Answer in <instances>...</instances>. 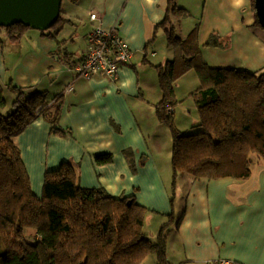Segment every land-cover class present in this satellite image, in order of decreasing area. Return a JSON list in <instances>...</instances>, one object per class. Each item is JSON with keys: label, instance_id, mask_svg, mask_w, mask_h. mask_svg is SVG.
Segmentation results:
<instances>
[{"label": "crops", "instance_id": "1", "mask_svg": "<svg viewBox=\"0 0 264 264\" xmlns=\"http://www.w3.org/2000/svg\"><path fill=\"white\" fill-rule=\"evenodd\" d=\"M178 2L189 15L176 33L186 38L198 26L207 65L249 72L264 68V28L257 25L253 0ZM166 9L167 0H63L57 38L33 29L13 40L0 30V84L8 105L16 98L13 85L28 95L45 93L61 112L57 122L41 115L16 137L32 189L41 196L46 172L72 163L82 187L103 188L113 197L135 195L148 209V237L156 239L167 225L170 264H210L220 258L264 264V166L248 179L183 175L172 201L168 140L172 137L173 148V136L156 113L163 99L157 65L174 55L160 26ZM91 13L99 19L91 20ZM97 26L117 27L134 52L117 81L86 79L72 68ZM212 36L216 45L208 44ZM200 86L194 69L175 83L174 113L184 134L200 131L192 95ZM100 155L111 159L101 163ZM151 213L162 223L157 233L150 228Z\"/></svg>", "mask_w": 264, "mask_h": 264}, {"label": "trees", "instance_id": "2", "mask_svg": "<svg viewBox=\"0 0 264 264\" xmlns=\"http://www.w3.org/2000/svg\"><path fill=\"white\" fill-rule=\"evenodd\" d=\"M188 15L178 0H167L166 18L160 24L174 52L165 65H157L163 99L156 106L158 119L173 136L172 201L183 175L191 180L248 179L254 158L264 162V68L249 72L207 65L198 26L186 38L176 33ZM61 21L62 16L46 34L57 38ZM0 29L19 40L31 28L15 24ZM63 43L59 41L56 55L62 53ZM216 43L212 36L208 44ZM191 69L201 84L192 94L200 131L184 134L174 113L175 83ZM11 89L16 98L7 111H0V264H144L150 254L158 256L156 264H170L167 225L156 239L148 237V209L135 195L113 197L103 188H84L76 166L68 162L47 171L42 195L34 193L16 137L41 115L57 122L61 112L45 93L28 95L13 85ZM7 105L0 84V109ZM110 159L97 157L101 163ZM30 230L36 232L34 240L27 236Z\"/></svg>", "mask_w": 264, "mask_h": 264}, {"label": "built area", "instance_id": "3", "mask_svg": "<svg viewBox=\"0 0 264 264\" xmlns=\"http://www.w3.org/2000/svg\"><path fill=\"white\" fill-rule=\"evenodd\" d=\"M93 21L99 19L96 13H91ZM129 43L117 27L105 29L95 27L88 36V43L81 56L73 63V70L78 76L90 79L104 76L112 81L119 79L120 68L133 58ZM210 264H240L231 259H216Z\"/></svg>", "mask_w": 264, "mask_h": 264}, {"label": "water", "instance_id": "4", "mask_svg": "<svg viewBox=\"0 0 264 264\" xmlns=\"http://www.w3.org/2000/svg\"><path fill=\"white\" fill-rule=\"evenodd\" d=\"M63 0H0V27L23 24L45 32L58 21ZM258 22L264 28V0H255Z\"/></svg>", "mask_w": 264, "mask_h": 264}, {"label": "rangeland", "instance_id": "5", "mask_svg": "<svg viewBox=\"0 0 264 264\" xmlns=\"http://www.w3.org/2000/svg\"><path fill=\"white\" fill-rule=\"evenodd\" d=\"M177 20V18L176 17H174V21H176ZM0 30H3V29H0ZM33 31V29H26L25 30V32L26 31ZM163 47H165V46H163ZM51 103V102H50ZM11 103H9V105H10ZM52 104V103H51ZM9 105L7 106V107H9ZM8 110V109H7ZM6 111V110H5ZM168 147L170 148V149H172L171 147H172V137H171V139L170 140H168ZM171 161H172V159H171ZM264 166V162L262 161V159H259V158H254V164H253V167H252V170H254V174H257L260 170H261V168ZM254 178L255 177H253V180H254ZM246 185H247V183H246ZM248 186V185H247ZM152 214V213H151ZM155 215H151V217L150 218H153ZM150 228H152V229H155V231H156V233H157V230L159 229V227H160V225H162V223L160 222V219L158 218V217H154V219H152V220H150ZM27 236H28V238L30 239V240H34V238H35V236H36V232L35 231H32V230H30V231H28L27 232ZM157 259H158V256L156 255V254H150L147 258H146V260L144 261V264H156V262H157Z\"/></svg>", "mask_w": 264, "mask_h": 264}]
</instances>
